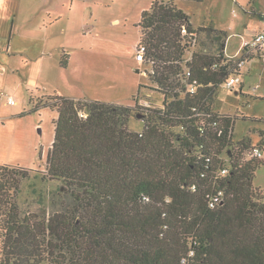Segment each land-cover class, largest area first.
<instances>
[{
  "label": "trees",
  "instance_id": "obj_1",
  "mask_svg": "<svg viewBox=\"0 0 264 264\" xmlns=\"http://www.w3.org/2000/svg\"><path fill=\"white\" fill-rule=\"evenodd\" d=\"M140 28L162 107L59 95L41 104L57 116L43 179L62 183L61 210L22 216L17 197L28 175L0 165V264H264V197L253 184L264 162L228 151L224 164L235 117L212 109L217 90L255 55L227 58V34L213 24L194 29L173 0L153 2ZM202 33L214 53L190 49ZM187 68L195 94L182 83ZM219 192L222 204L211 207Z\"/></svg>",
  "mask_w": 264,
  "mask_h": 264
},
{
  "label": "rangeland",
  "instance_id": "obj_2",
  "mask_svg": "<svg viewBox=\"0 0 264 264\" xmlns=\"http://www.w3.org/2000/svg\"><path fill=\"white\" fill-rule=\"evenodd\" d=\"M155 1L0 0V165L28 175H23L17 197L22 216L40 218L61 210L55 205L62 183L43 179L56 114L41 104L59 95L133 108L142 87H148L142 89L143 96L159 97L150 89L156 87L152 78L142 74L150 67L138 56L141 16ZM173 3L190 17L194 29L213 24L225 32V56L235 61L243 57L238 52L242 43L255 31H264V0ZM205 36L200 34L195 50L204 47L214 53L216 45ZM10 98L16 105L9 104ZM212 106L235 117L232 145L221 154L224 164L230 165L228 151L243 161L264 162V54L247 58L239 84L232 91L219 88ZM142 125L132 118L134 130ZM254 147L262 150V159L251 157ZM253 184L264 197V164Z\"/></svg>",
  "mask_w": 264,
  "mask_h": 264
},
{
  "label": "built area",
  "instance_id": "obj_3",
  "mask_svg": "<svg viewBox=\"0 0 264 264\" xmlns=\"http://www.w3.org/2000/svg\"><path fill=\"white\" fill-rule=\"evenodd\" d=\"M185 32V31H184ZM194 38H192V44L190 46V49H194L197 46L198 38L197 35H192ZM243 52V55H262L264 54V31H259L253 35V37L249 40H246L242 43L241 48L239 49V53ZM146 54V48L144 46H138V56L141 58V61L144 65H147L150 67L149 71H143V75H147L148 78L151 77L153 74V61H146L145 59ZM245 64V61L241 62L238 66L239 70L238 73H241V70ZM239 75H232L223 85H221V88L225 89L226 91H232L236 88V86L240 82ZM191 78V70L189 68L186 69L185 75H182V83L185 84V88L187 93L189 94H195L198 90V85L196 83H190L189 80ZM148 88V87H142L139 94L136 95L135 99V107L141 111L149 112L150 110L156 109L161 104V98H155L153 99L151 95L149 96H143L142 95V89ZM10 105H16L15 100L12 98L9 99ZM194 117L196 118H210V115L205 114L204 111L200 110L199 108H194ZM217 123H214V126H216ZM251 157L254 159H262V150L258 147H254L251 150ZM228 173V169H223L220 172V176H225ZM224 194L223 192H219L216 196H212L210 200V206L215 207L217 205H221L223 202Z\"/></svg>",
  "mask_w": 264,
  "mask_h": 264
},
{
  "label": "crops",
  "instance_id": "obj_4",
  "mask_svg": "<svg viewBox=\"0 0 264 264\" xmlns=\"http://www.w3.org/2000/svg\"><path fill=\"white\" fill-rule=\"evenodd\" d=\"M14 16H15V15H14ZM13 26H14V23H13V25H12V32H13ZM259 31H262V30H257V31H255V33L259 32ZM255 33H254V34H255ZM254 34H253V35H254ZM253 35H252V37H253ZM252 37H251V38H252ZM238 52H239V51H238ZM232 58H233V57H232ZM55 114H56V113H55ZM56 117H57V116H56Z\"/></svg>",
  "mask_w": 264,
  "mask_h": 264
},
{
  "label": "water",
  "instance_id": "obj_5",
  "mask_svg": "<svg viewBox=\"0 0 264 264\" xmlns=\"http://www.w3.org/2000/svg\"><path fill=\"white\" fill-rule=\"evenodd\" d=\"M140 117V116H139Z\"/></svg>",
  "mask_w": 264,
  "mask_h": 264
}]
</instances>
